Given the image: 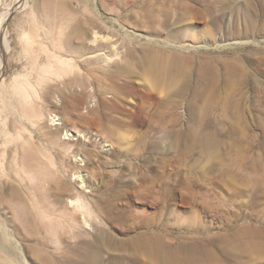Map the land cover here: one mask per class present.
<instances>
[{
    "label": "rangeland",
    "instance_id": "1",
    "mask_svg": "<svg viewBox=\"0 0 264 264\" xmlns=\"http://www.w3.org/2000/svg\"><path fill=\"white\" fill-rule=\"evenodd\" d=\"M262 2L253 6L254 35L229 37V30L245 28L243 16L211 15L219 8L214 0H0V234L23 244L26 264L53 263L55 252L78 243V231L116 254L149 224L182 236L187 227L219 235L229 225L264 223ZM173 3L182 4L181 14L167 9ZM180 27L188 39L169 42ZM109 33L118 45L114 60L81 61L93 36ZM145 48L165 57L196 54L192 83L204 57L218 71L235 57L256 82L241 81L232 93L236 103L245 100L238 111L246 128L220 117L222 130L200 128L216 120L222 104L192 118L204 107L202 81L164 115H153L160 96L146 74L126 78L113 69L140 61ZM16 194L34 203L36 218L43 212L50 223L74 211L86 223H63L68 233L73 229L61 238L42 230L35 238L18 222L19 234L6 204Z\"/></svg>",
    "mask_w": 264,
    "mask_h": 264
},
{
    "label": "bare ground",
    "instance_id": "2",
    "mask_svg": "<svg viewBox=\"0 0 264 264\" xmlns=\"http://www.w3.org/2000/svg\"><path fill=\"white\" fill-rule=\"evenodd\" d=\"M255 1L214 0V6L219 8L217 10L210 8L209 13L223 16L224 13L232 12L236 17L243 16L241 21L244 23L243 27L245 28L229 30L227 35L229 37H251L254 35L252 25L254 23L253 6ZM167 9H172L181 14L182 4L173 3V6ZM238 11H241V13H236ZM262 14L264 17V0L262 2ZM166 18L167 16H165V21ZM1 25L3 26V24H0V34L2 32ZM186 30L183 27L177 28L169 35V42L183 44L182 42L188 39L186 34L188 30ZM112 33L115 34V31ZM258 33L264 34V28ZM114 34L110 35L109 33L108 36L95 34L92 41H90L92 45L91 51H88L85 56L82 55L81 61L96 65L107 64L114 60L118 55V45ZM101 47L104 49H101ZM183 48L184 45H181L180 49ZM144 51L146 56H143L144 58L140 61L130 64H115L113 69L116 73H121L126 78L138 75L141 70V72L146 74V80L156 90V94L160 96V101L156 104L155 109L151 111L153 115L157 117L164 115L167 106L176 104L177 100L189 91H197V84L202 81L203 86L200 97L201 101L204 102V107L200 109V113L198 112L199 110H193L192 118L194 120L202 119L212 114L210 109L212 103H219L220 101L222 104L219 106V111H215L218 114L216 120L204 123L200 128L220 131L223 129L220 118L230 119L231 127L235 129L242 130L246 128L243 117L238 111L245 100L236 103L232 99V93L236 91L241 81L247 84L256 82L245 68L240 66L235 57L231 58L230 64L226 65L222 71L216 69L215 60L211 57H204L196 74L193 76L194 83H192V76L190 75L192 74V67L190 65H193L194 69V63H197L198 59L196 54L186 56L179 52L171 51V55L165 57L164 54L158 55L154 53L150 48H145ZM165 93L168 94L164 97ZM120 98L121 96L114 95L112 100L116 103H123L122 98ZM197 127L199 126L195 124L189 126V128ZM262 127L264 128V123ZM13 195L15 196V193ZM6 204L13 212L12 217L14 218V214L17 216V219L14 218L18 221L17 224L13 225V231L19 234L21 233V228L18 222H23L28 226L31 232L29 235L32 237L36 236L38 230H42L47 233V237L48 235H53L57 238L68 235L73 229L71 228L68 233L63 227V223L68 225L71 223L79 225L86 223L84 218L80 220L74 211H67L60 213L56 219L50 220L52 222L50 224L48 220H45V217L48 218L51 215L47 216L43 212L37 211V218L32 216L33 213L31 214L30 208L34 207V203H23L19 199V195L13 198L12 201L6 202ZM162 214L159 216L160 218L164 216ZM151 226L149 224L146 229H138V231L136 229L135 235L124 240L127 246L116 254L107 251V242L99 244L97 240H86L82 231H78L76 233L77 239L79 238L77 240L78 243L68 244L64 250L55 252L52 255L53 263L50 264H264V223L255 227L229 225L219 235L208 234L206 229H202L200 234H196L194 233L197 231L196 229L187 227L184 230H188V232L182 236H176L171 231H169V234L167 233L168 230L162 226L158 228H156L157 226H152L156 230L151 228ZM101 233L106 237L110 236L107 232L102 231ZM10 237L12 236L6 231L0 234V264H26L25 256H23V244L16 238V240L14 238L12 240ZM40 245L46 247V240L40 241Z\"/></svg>",
    "mask_w": 264,
    "mask_h": 264
},
{
    "label": "crops",
    "instance_id": "3",
    "mask_svg": "<svg viewBox=\"0 0 264 264\" xmlns=\"http://www.w3.org/2000/svg\"><path fill=\"white\" fill-rule=\"evenodd\" d=\"M46 20H47V18H46Z\"/></svg>",
    "mask_w": 264,
    "mask_h": 264
}]
</instances>
